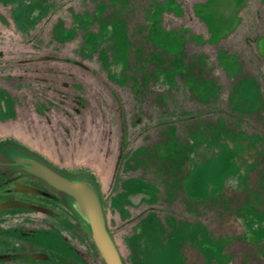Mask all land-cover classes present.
Returning a JSON list of instances; mask_svg holds the SVG:
<instances>
[{
  "label": "rangeland",
  "instance_id": "1",
  "mask_svg": "<svg viewBox=\"0 0 264 264\" xmlns=\"http://www.w3.org/2000/svg\"><path fill=\"white\" fill-rule=\"evenodd\" d=\"M263 6L0 0V95L14 111L0 121V202H21L0 229L106 264L79 201L43 168L93 190L123 264H141L138 244L152 264H264ZM201 165L210 173L189 182H208L189 197ZM140 190L153 200L128 203Z\"/></svg>",
  "mask_w": 264,
  "mask_h": 264
},
{
  "label": "flooded vegetation",
  "instance_id": "2",
  "mask_svg": "<svg viewBox=\"0 0 264 264\" xmlns=\"http://www.w3.org/2000/svg\"><path fill=\"white\" fill-rule=\"evenodd\" d=\"M264 0H258L260 6L264 5ZM264 7V6H263ZM22 164V163H21ZM19 164V165H21ZM18 165V167H20ZM9 164L5 162H0V175L6 176L10 174L8 172ZM5 170V173L2 171ZM2 172V173H1ZM12 173V172H11ZM14 176V174H11ZM24 177L26 175L24 174ZM14 178V177H13ZM39 180L44 182L47 185H51L48 181H46L42 177H37ZM18 185V183H13L11 188ZM53 189H55L54 193L63 195L68 194L62 190H59L51 185ZM10 190V189H9ZM13 189H11L12 191ZM7 193V192H5ZM4 198L7 199L5 202H0V210L10 209L15 210V208H19L20 201H16L13 199V196L9 194H5ZM12 202H15L12 204ZM11 203V204H9ZM34 240V241H32ZM60 239L57 238H48V237H38L35 235L24 234L20 230L16 228L10 229H0V241L4 243H8L6 247H12L13 250H7L0 253V263H8V264H57L58 260L63 264H80L75 261L73 257L69 253L62 252L63 247L60 250H57L55 247H51L52 243L58 241ZM61 241V240H60ZM23 242H28L34 245V247L42 248L43 251H39L34 254L21 253L25 246ZM64 243L61 241V246Z\"/></svg>",
  "mask_w": 264,
  "mask_h": 264
},
{
  "label": "water",
  "instance_id": "3",
  "mask_svg": "<svg viewBox=\"0 0 264 264\" xmlns=\"http://www.w3.org/2000/svg\"><path fill=\"white\" fill-rule=\"evenodd\" d=\"M40 174L49 183L75 197L80 203V211L88 218L95 243L102 253L106 264H123L115 244L113 243L104 220L101 206L93 190L84 184L67 182L55 173L40 168Z\"/></svg>",
  "mask_w": 264,
  "mask_h": 264
},
{
  "label": "trees",
  "instance_id": "4",
  "mask_svg": "<svg viewBox=\"0 0 264 264\" xmlns=\"http://www.w3.org/2000/svg\"><path fill=\"white\" fill-rule=\"evenodd\" d=\"M247 3H248V1L246 2V4ZM122 43L127 44L126 40H124V42H122ZM123 53H125V52H123ZM124 62H126V61H124ZM124 62H123V66L125 65ZM230 64H233L236 68V64L234 62H232ZM13 114H14V111H13V106H12L11 102L7 98H4L0 95V121L5 122V121L13 118ZM226 157H228V159H226ZM231 158L233 160V157H230L229 152L225 151L221 154V156L219 157V160H222L224 163V162H226V160H229ZM198 170H201V172L207 170L208 174L210 173V169L207 168L206 165H203V166L201 165L200 167H196V168H193V170H191L188 178L186 179L187 182H185L186 192H187L189 197L190 196H197V193L199 192V190L200 189L204 190L206 183L208 182L207 180L203 181L202 178L200 179V183H198V181H196L195 183L189 182V179L191 177H195V176L197 177L198 176V174H197ZM126 200L128 203H134V205H139L144 200H146V201L153 200V196L149 192H143L142 190H140L138 192H134L132 194H129L126 197ZM51 247H55L57 250H60L62 248L61 241L58 240V241L53 242ZM136 252H137L136 254H137L139 263H141V264H152L153 259H151V257L149 258L147 246H145V248H143L142 246H140L138 244L136 246ZM150 261H151V263H150Z\"/></svg>",
  "mask_w": 264,
  "mask_h": 264
}]
</instances>
